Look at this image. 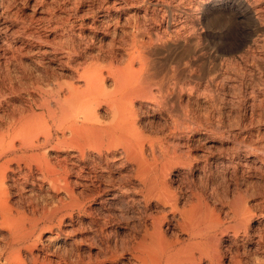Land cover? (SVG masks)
<instances>
[{"label":"bare ground","instance_id":"6f19581e","mask_svg":"<svg viewBox=\"0 0 264 264\" xmlns=\"http://www.w3.org/2000/svg\"><path fill=\"white\" fill-rule=\"evenodd\" d=\"M142 1L147 0H105V4L100 6L103 14L99 21L105 26L104 34L108 36L112 28L121 27L123 34L129 38L125 41V52L128 55L125 64H118L114 52L110 56L109 65L104 67L101 63L103 48H95L97 50L94 54L93 45L86 40V35L73 32L63 39L65 42L62 44L45 46L37 51L42 59H48L57 70L67 69L70 76L57 72L53 65L44 66L42 74L48 80L37 78L36 81L28 82L25 88L16 90L13 87L9 94L0 92V234L3 231L10 234L9 239L0 245V260L28 264L22 256L26 251L33 264H71L53 251L51 245L42 244L41 241L48 233L53 238L55 228L65 224V230L61 232L65 236L64 240L69 241L77 221L75 213L89 214L90 223L99 226L95 219L97 214L93 213L106 208V203L92 212V208L86 206L85 198L81 199L75 191L76 186H93L98 194L103 191L114 192L110 198L114 202L124 198L135 202L130 197L132 189L145 202L147 211L144 233L132 246V255L139 264H202L205 258L209 264H223L218 247L225 238L223 234H213L215 229L224 224L220 216L222 213L215 214L200 201V196L198 203L190 202L191 197L198 195H183V189L178 193L173 187L177 183L182 186L187 184L189 174L195 170L204 174L209 164L216 163V166L219 164L223 169L229 188H232L233 180L229 179L228 172L237 155L227 154L215 158L207 150L219 143L216 135L194 130L187 118L184 119L182 96L189 87L182 78V55L176 57V66H173L171 75L166 74L157 80L158 76L151 72L154 69L149 68L148 57L151 56L147 57L151 54V46L156 48L158 45L166 49L173 44H180L187 31V23L182 20L183 15H180L174 17L171 32H168L169 23L166 18L162 19L166 22V29L153 28L150 19H147L149 8L143 12L141 9L136 13L133 11ZM246 1H252L256 6L262 2ZM204 2L198 0L195 8L191 9L199 11L196 21L200 19ZM78 11L77 7L69 14L77 15ZM256 13L257 20L264 26L262 9L257 8ZM123 17L127 26L122 24ZM124 27H129L130 31H124ZM171 38L174 39L173 44ZM108 79L113 81L110 88L105 85ZM175 95L177 107L172 105ZM11 96L19 97L21 104L12 102ZM152 116L160 117L164 122L157 131L151 129L154 122L148 118ZM255 145H258V152L264 148V142ZM197 147L207 149H203L204 164L199 163L193 153ZM241 154L237 157L245 170L249 167V160H253V155L247 152ZM114 171L120 177L117 180L112 175ZM133 180L138 186L130 185ZM46 186L57 195L65 193L66 198L57 200L58 204L54 207L41 209L36 206L37 209L32 213L11 202L13 195L33 196L44 191ZM242 194L245 193H237L231 205L233 211L230 216L233 215L238 223L232 227L235 238L242 233L248 237V228L255 226L254 217L250 212L247 213L249 207L244 201L246 194ZM93 195L89 194L87 199ZM169 214L173 215L174 223L169 221ZM243 223H247L248 227L244 225L245 229H242ZM169 231L175 233V237L169 236ZM178 231L186 233L188 239L182 240ZM260 241H253V244L247 242L250 247H246V253L252 255L250 252L262 250L264 247ZM262 257L254 264H264Z\"/></svg>","mask_w":264,"mask_h":264},{"label":"rangeland","instance_id":"374dc122","mask_svg":"<svg viewBox=\"0 0 264 264\" xmlns=\"http://www.w3.org/2000/svg\"><path fill=\"white\" fill-rule=\"evenodd\" d=\"M197 1L147 0L135 6L133 11L136 13L141 9L143 12L149 8L147 19H150L153 28L164 27L166 29V22L162 21L166 18L169 23L168 32L172 31L174 17L183 15L182 20L187 23L183 41L174 45V39L171 38L174 46L166 49L158 45L156 48L151 46L152 55H147V57L151 56L148 57L150 58L149 68H154V72L152 70L151 72L158 76L157 80H160L166 74L171 75L173 66H176V57L182 55V78L189 87H187L189 91L186 90L182 96L183 111H185L183 117L187 118L194 130L212 132L219 140V143L212 147L213 149H203L212 152L215 158L227 154L238 156L239 153L244 152L253 155L254 161L249 160V167L247 166L245 170L239 163V157H234L228 172L229 179L233 180L230 179L232 188H229L223 169L219 164L216 166V163L209 164L204 174L200 173V175L195 170L193 174H189L187 184L182 186L177 183L173 188L177 192L183 189L185 191H182L183 195L197 194V197L190 198V202L198 203L200 196V201L208 205L215 214L222 213L220 216L224 224L215 229L213 234H223L225 238L223 244L218 247L223 264H250L251 262L254 264L258 258L264 257V248L250 252L252 255L246 253V247H250L249 244H253V241L262 240L263 242H260L264 247V222H262L264 213V150L262 149L264 148H260L258 152L256 147L258 145H255L258 142H264V26L257 20L256 13L257 8H261L264 13V0L257 6L253 5L252 1L246 0H205L200 19L196 21V15H200L199 11H191V9L195 8ZM102 4H105V0H0V92L9 94L13 87L16 90L17 88L22 89L28 86V82L36 81L37 78L44 79L46 76L42 74L44 68L52 67L54 64L48 59H42L37 51L45 46L62 44L65 42L63 39L72 35L73 32L86 35V40L93 45L94 54L99 46L103 48L101 63L104 67L109 65L110 56L114 52L118 57V64H125L126 57H128L125 52L127 48L125 41L129 38L123 34L121 27L112 28L108 36L104 34L105 26L99 21L102 19L101 13L103 14L100 9ZM77 7L78 14L71 16L70 11ZM124 20V17L121 18L122 24L127 26ZM125 29L130 31L129 27H124L123 30ZM54 69L66 77L70 76L67 69L57 70L55 66ZM45 79L48 80V78ZM105 85L110 88L113 81L108 79ZM176 97L175 95L172 98V105L177 107ZM11 99L18 105L22 102L19 97ZM101 113L103 114L102 111ZM148 120L154 122L151 126L154 131L159 130L164 124L160 117L152 116ZM235 134L240 136L234 137ZM203 149L198 148L193 151L201 164L205 162ZM233 168L235 170L232 172ZM129 174H126V177ZM112 175L116 180L120 178L115 171ZM130 185L136 187L138 183L133 180ZM180 186L183 188L180 189ZM47 188L48 186L44 188V191H39L29 197L13 195L11 202L14 206L32 213L37 207L41 209L54 207L60 199L66 198L65 193L57 195ZM75 191L81 199L85 198L86 206L91 207L92 212L106 203V208L93 213L97 214L95 219L99 226L90 223L89 214L75 213L77 221H75L73 233L69 235V241L64 240L65 236L61 232L65 230V224L61 228H55L53 238L50 233L44 235L41 243L51 245L53 251L59 253L65 261L71 264H139L132 255V246L142 238L141 235L144 233L147 208L145 202L137 196L138 194L132 189L130 197L135 199V202H129L127 198L114 202L110 199L114 192L103 191L98 194V190L93 186L90 188L76 186ZM239 192L246 194L242 195L247 197L246 200L244 197L245 204L247 208L249 207L247 213L250 212L254 217L255 226L248 228V237L243 236L242 233L235 238L232 234V227L238 223L230 214L233 211L235 196ZM89 194H94L91 199H87ZM173 218V215L169 214V221L174 223ZM67 220L69 223L70 220ZM241 227L242 229L247 228V223H243ZM168 235L175 237V233L171 231ZM179 235L182 240L188 239L186 233L180 232ZM9 237L10 234L3 231L0 234V245H3ZM29 255L26 251L22 253L28 264H33ZM262 258L261 260L264 259ZM205 260L202 264H209L208 259L205 258ZM3 263L15 264L0 260V264Z\"/></svg>","mask_w":264,"mask_h":264}]
</instances>
